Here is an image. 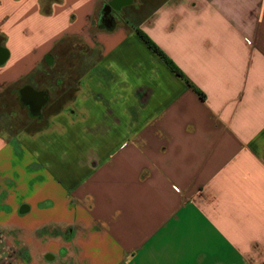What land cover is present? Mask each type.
Segmentation results:
<instances>
[{
	"label": "crops",
	"instance_id": "obj_1",
	"mask_svg": "<svg viewBox=\"0 0 264 264\" xmlns=\"http://www.w3.org/2000/svg\"><path fill=\"white\" fill-rule=\"evenodd\" d=\"M105 1L0 0V102L41 94L49 121L0 128L11 264H264V0H154L110 27ZM67 40L82 70L58 83Z\"/></svg>",
	"mask_w": 264,
	"mask_h": 264
},
{
	"label": "flooded vegetation",
	"instance_id": "obj_2",
	"mask_svg": "<svg viewBox=\"0 0 264 264\" xmlns=\"http://www.w3.org/2000/svg\"><path fill=\"white\" fill-rule=\"evenodd\" d=\"M144 0H107L105 1L99 10V22L103 26H113L119 21L123 15H127L129 12L128 10H135V14L141 11L144 7ZM127 3H129L128 6ZM126 4V5H124ZM124 5V6H123ZM143 5V6H142ZM70 76H59L62 82L65 81H73L67 79ZM75 80V79H74ZM19 99L20 102L26 106L28 110V114L30 119L28 122L26 120L22 125V131L27 132L29 135H33L37 132L41 131V127L45 124H48L49 121L45 119L44 108L46 105L44 104L39 112H36L35 105L41 100V96L38 95H31L26 90H22L21 94L19 92ZM47 100V99H46ZM45 106V107H44ZM16 134V133H15ZM19 254V247L11 248L8 241L5 238V235L0 232V264H11V260H14V256H18ZM13 257V259H12Z\"/></svg>",
	"mask_w": 264,
	"mask_h": 264
},
{
	"label": "rangeland",
	"instance_id": "obj_3",
	"mask_svg": "<svg viewBox=\"0 0 264 264\" xmlns=\"http://www.w3.org/2000/svg\"><path fill=\"white\" fill-rule=\"evenodd\" d=\"M149 0H144L143 4H145L144 6L147 7L146 9H142L143 12L142 14L139 15V13H136L135 14V10L132 11V10H128L129 12H127L128 16L130 17L128 20H129V23L131 24H134V22H136L135 18L136 19H140L144 14H147L148 12L150 13L151 11V8L153 7V4H154V0H150V5L148 6V3L147 2ZM143 6V5H142ZM144 7V8H145ZM139 15V16H138ZM138 16V17H137ZM83 47L76 41H73V40H67V41H64L62 42L59 46L56 47L55 49V52H54V55L55 57H57V63H58V72H51L50 75H49V79H51L52 77L55 78L57 76H61V75H64V76H70L68 77L67 79H70V80H74L76 77H77V74H79L81 72V68L80 65H79V62H80V59L82 57V51ZM57 55V56H56ZM91 59V62L93 64V61L96 60V54L95 53H90V57ZM69 65H74V71H72V73L70 72H67L66 68L69 66ZM83 68V67H82ZM58 83H62V80L60 78H58ZM67 83L69 81H66ZM67 96L69 97V94H67ZM13 102V103H11ZM22 106H20L18 103H17V100L14 102V101H5V102H0V108H2V110H7L9 112H16L18 113V115L16 117H13L11 118L12 116H10L9 119H5L2 123H0V128H3L7 134L12 137L15 135V133L21 131L22 129V125L20 123H23L25 120L26 122L29 121L30 119V116L28 114L27 111L25 110H22L21 108Z\"/></svg>",
	"mask_w": 264,
	"mask_h": 264
},
{
	"label": "trees",
	"instance_id": "obj_4",
	"mask_svg": "<svg viewBox=\"0 0 264 264\" xmlns=\"http://www.w3.org/2000/svg\"><path fill=\"white\" fill-rule=\"evenodd\" d=\"M136 35L138 36V38L143 42V44L158 58L160 59L169 69L172 73H174L176 76H178L179 78H181L186 85L192 89L194 91V93L197 94V96L202 99L203 96L200 92H198L196 89H194L192 87V85H190V83L182 77V74L180 72H178V70L174 67V65L172 64V62L167 59V57L139 30H135Z\"/></svg>",
	"mask_w": 264,
	"mask_h": 264
},
{
	"label": "water",
	"instance_id": "obj_5",
	"mask_svg": "<svg viewBox=\"0 0 264 264\" xmlns=\"http://www.w3.org/2000/svg\"><path fill=\"white\" fill-rule=\"evenodd\" d=\"M129 1H131V0H129ZM124 5H126V4H124ZM39 95L41 96V100L38 103L34 104L35 105V108H36V112H39L40 111L42 105L45 102V97L43 95H41V94H39Z\"/></svg>",
	"mask_w": 264,
	"mask_h": 264
}]
</instances>
